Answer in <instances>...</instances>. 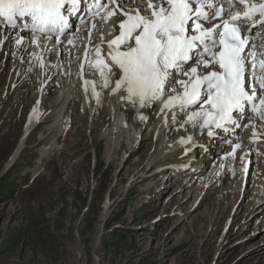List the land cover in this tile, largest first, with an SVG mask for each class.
I'll use <instances>...</instances> for the list:
<instances>
[{
	"label": "rangeland",
	"instance_id": "1",
	"mask_svg": "<svg viewBox=\"0 0 264 264\" xmlns=\"http://www.w3.org/2000/svg\"><path fill=\"white\" fill-rule=\"evenodd\" d=\"M7 53L0 57V264H264V253L248 254L262 236L257 233L261 222L243 216L255 190L253 161L246 197L231 191L222 204H217L215 184L206 193H178L167 171L141 182L134 163L138 156L145 160L151 148L150 129L142 131L144 140L124 161L128 176L104 159L107 142L101 134L111 125V116L98 113L96 105L95 116L81 113L78 100L67 112L72 118H64L66 135L55 137L59 151L38 160L54 136L49 133L55 121L51 89L43 102L42 124L6 169L38 84L35 73L29 86L21 83L24 78L18 85L17 76L13 84L14 64ZM220 143L214 140L212 145ZM230 182L224 183L227 192L239 186L237 179ZM245 219L251 221L242 228Z\"/></svg>",
	"mask_w": 264,
	"mask_h": 264
},
{
	"label": "bare ground",
	"instance_id": "2",
	"mask_svg": "<svg viewBox=\"0 0 264 264\" xmlns=\"http://www.w3.org/2000/svg\"><path fill=\"white\" fill-rule=\"evenodd\" d=\"M129 2L130 0L119 1L125 8ZM137 4L146 11V4L140 3V0H137ZM135 6L133 5V7ZM115 12V16L109 17L106 22L102 19L105 15L98 19L97 25L90 35L86 28L81 33H71L62 41L26 39L28 35L27 37L23 36L25 31L22 27L17 28L16 31H8L0 26V57L3 52L9 54L12 51L9 60H11V64H14L12 72L14 79L11 82L14 84L17 76L18 85L24 78L21 83L29 86V77H32L34 73L35 79H38L37 88L34 87L36 98L33 103L31 102L32 106L26 115L23 133L18 146L13 150L6 163V169L15 162L20 154L21 145L25 144L30 133L42 124L45 117L43 102L48 97V91L53 89V94H50L53 99L51 104L54 108L53 114L55 112V121L51 124L49 133H54V136H52L50 148H41L38 160L43 158L46 152L58 150L57 146L53 145L55 137L60 134H62L60 137L66 135L67 120L72 118L69 115L71 112H67L73 107L75 100H78L81 113L89 112L91 114L95 112V116L98 111V113H107L111 116V125L101 134L107 142L104 159L109 162V166L113 164L120 171L124 168V161L136 153L139 143L144 140L141 135L142 131L146 128L150 129L149 146L151 148L148 150L145 160L142 161V156H138L134 163L135 166L140 167L136 179H140L141 182L167 171L175 178L176 189H174L178 193L185 189L193 190L194 193H206L215 184V189L212 188L215 197L219 199L216 202L222 204L229 199L232 194L231 191L233 193L237 191L239 197L241 193H243V198L246 197L248 190L244 185L248 178H246L248 165L252 164L251 161L255 162L252 178V185L255 190L250 196V205L243 216L247 213L251 218L257 217L256 220L261 222L257 233L262 232V236L251 247L248 254L255 256L264 253V109L253 112L251 116H247L244 112L237 114L235 119L238 125L228 127L232 134L223 130L196 135V126L200 119L197 118L189 122L188 115L190 112L199 111V105H191L183 110L179 102L167 108L164 106L170 97H175L184 91L181 84L174 81L170 87L165 88L158 98L146 100L143 105L137 97L129 99L123 87L115 90L120 73L109 58L108 42L119 34V21L124 19L119 14V9H116ZM247 34L250 33L247 31ZM250 37L253 42V49L249 48V50L255 51L258 56L264 53V36L253 34ZM18 40L20 43H17ZM97 48L100 52L99 57L96 54ZM98 60L103 61V64L108 67L97 64ZM211 70L213 69H199L200 72ZM105 78L107 79V86L104 84ZM177 79L186 81L188 77L178 76ZM260 89V96L264 97V89ZM95 105L98 106L97 111ZM65 117L68 118L64 119ZM62 121H64L63 124ZM210 133L214 134L210 135ZM206 139H209L210 142L204 143ZM222 139L224 143H222ZM214 140L220 141V145L212 147ZM230 141L235 145H225L226 142ZM236 145L239 147H235ZM93 146L94 148L98 147L96 143H93ZM234 147L235 152L233 153ZM199 149L200 154L195 160L194 154ZM145 161V165L142 166ZM191 163L197 164L189 172V180L182 183L183 179L186 180V177L183 176L186 174L183 173ZM155 170L157 173L148 175ZM124 172L130 176L129 169L124 168ZM180 174L181 178H179ZM193 178L196 180L191 181ZM236 179L239 183L237 189L231 188L227 192L225 186ZM224 183H226L225 186ZM194 185H196L195 188ZM172 195L177 194L174 195L173 193ZM169 202H172V198ZM109 205L108 202L107 210L110 208ZM229 216L230 212H228ZM247 221L250 222L251 219L242 221V228H246ZM249 237L251 236L244 237L243 242Z\"/></svg>",
	"mask_w": 264,
	"mask_h": 264
},
{
	"label": "snow or ice",
	"instance_id": "3",
	"mask_svg": "<svg viewBox=\"0 0 264 264\" xmlns=\"http://www.w3.org/2000/svg\"><path fill=\"white\" fill-rule=\"evenodd\" d=\"M80 3L81 0H0V19L15 27V18H30L33 33L63 34L68 27L64 10L67 8L71 14ZM140 3L146 4L150 15L143 14L145 9L137 0H130L127 8L117 3L124 19L119 21V35L108 42L109 58L120 73L115 90L123 87L129 99L137 97L143 105L146 100L158 98L175 81L184 91L170 97L164 106L179 102L183 110L199 105V111L190 112L188 121L199 118L204 127L225 129L235 124L233 113L241 112L246 103L253 112L264 109V97L247 85V69L251 66L255 83L264 89V53L257 56L253 50L246 51L252 46L249 36L242 32L245 24L251 25L257 18L264 27V0H227L226 17V8L218 0ZM237 5L239 10L232 11ZM103 8L105 5L94 2L90 9L93 18ZM115 14L109 9L102 19L106 22ZM96 54L99 57V48ZM97 64L108 67L101 60ZM200 68L213 70L200 72ZM178 76L188 79L179 80ZM104 84L107 86L106 78Z\"/></svg>",
	"mask_w": 264,
	"mask_h": 264
}]
</instances>
